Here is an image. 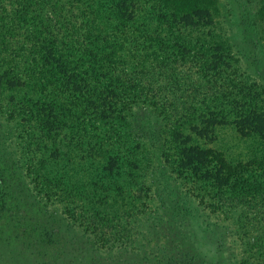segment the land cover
I'll return each mask as SVG.
<instances>
[{
	"label": "trees",
	"instance_id": "16d2710c",
	"mask_svg": "<svg viewBox=\"0 0 264 264\" xmlns=\"http://www.w3.org/2000/svg\"><path fill=\"white\" fill-rule=\"evenodd\" d=\"M214 16L203 0H0V141L16 146L40 195L70 202L62 251L77 263L157 264L166 252L152 230L166 216L174 232H185L184 222L208 226L207 208L229 223L233 264H264V142L248 141L246 155L231 163L215 149H197L218 160L181 173L187 156L197 163L194 147L178 141L193 115L214 112L207 121L225 124L236 104L250 121L264 116V92ZM245 27L247 40L264 33V0ZM163 159L184 178L172 196L169 181L150 179ZM76 221L90 235L85 249Z\"/></svg>",
	"mask_w": 264,
	"mask_h": 264
},
{
	"label": "rangeland",
	"instance_id": "374dc122",
	"mask_svg": "<svg viewBox=\"0 0 264 264\" xmlns=\"http://www.w3.org/2000/svg\"><path fill=\"white\" fill-rule=\"evenodd\" d=\"M176 1L180 0H172V2ZM262 1L203 0L215 15L214 17L223 22L227 38L232 45V55H237L242 59L241 67L249 70V79L251 82L254 81L256 90L260 92H264V33L260 31L259 34L255 29L258 32L256 38L247 40L244 31L246 29L245 20L248 17L252 18ZM222 107L228 109L226 104H222ZM147 110L149 111V109ZM234 111L236 115L226 112L228 118L224 115L227 121L225 124L223 122L216 125L211 120L207 121L210 114L213 115L210 119L217 118L214 112L207 113L208 117H204L206 114L202 115L200 112L180 125L181 136L178 141L182 142V148L194 147L192 153H195L197 160V163H194L195 159L192 162L193 160L187 156L181 166L184 169L181 171L182 175L188 174L189 171L193 173L192 168L201 169L204 160H207L208 163L218 160L217 155L214 157L213 154L207 156L197 154V149H215L217 154L219 152L222 158L231 163L233 157L241 158L246 155L249 149V145H246L248 141L257 139V142H264V116L250 121L249 115L246 114L249 113L247 108L235 104ZM144 113V108L142 112L140 108L136 110L138 123L142 122ZM236 122H239L238 130L233 128L236 127ZM153 127L158 130L156 123L152 125ZM0 134L4 135L2 130H0ZM239 137L240 140H238ZM19 153L16 146L10 148L0 141V264H108L103 260L98 263L93 260L87 261V259L83 263H77L73 256H66L63 253L62 249L65 245L68 246L66 239L69 228L73 226L69 224L71 220L68 217V212H65L68 210L65 207L70 202L62 204L57 203L56 200L51 202L43 196V193L40 195L35 186V176L26 168L27 164L21 163ZM162 165L164 167L161 168L162 170H156L153 176H149L156 183L169 181V194L172 196V191L177 189L176 186L180 183V179L184 178L178 170L173 174L175 166L171 167L167 159H163ZM216 183L224 187L227 183V173L222 180L219 178ZM156 191L157 187L153 189L155 195ZM177 193L180 192L177 191ZM178 197L179 195H177ZM166 201V204L172 203V200L166 199ZM150 203L152 208L155 207L157 197L151 198ZM69 206L71 208V204ZM174 207L173 210L167 211L171 217L178 214ZM145 209L150 212V204ZM70 210L73 213V210ZM158 211L162 214L160 209ZM204 213V220L208 226L204 225V227L198 228L184 222V226H188L186 231L177 229L174 232L173 229L177 228V224L173 218L166 216L165 222L152 230L154 241L160 242L158 244L165 247L162 252H166V254H157L156 259L159 260L157 264L170 263L171 261L168 260H172L173 264H233L232 259L237 251L231 244L227 226L229 223L224 221L223 214L218 211L214 215L206 208ZM72 216L75 217L74 213ZM84 223L86 224L87 221ZM76 224L79 230L75 233L77 244L80 249H85L86 244L90 242L88 238L90 235L83 231L77 221ZM150 225L154 226L155 224L151 221ZM160 230L162 238L163 236L165 238L158 239L159 235L156 239L154 234ZM166 231H169V234H174L169 237L165 234ZM154 241L153 243H155ZM75 249L77 250V248ZM116 259H113L111 264H151L142 258H128L122 262L116 261Z\"/></svg>",
	"mask_w": 264,
	"mask_h": 264
}]
</instances>
